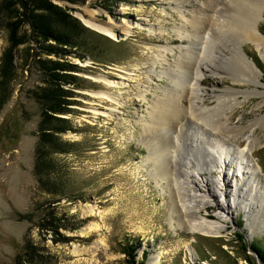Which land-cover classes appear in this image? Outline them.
<instances>
[{"label":"rangeland","instance_id":"rangeland-1","mask_svg":"<svg viewBox=\"0 0 264 264\" xmlns=\"http://www.w3.org/2000/svg\"><path fill=\"white\" fill-rule=\"evenodd\" d=\"M25 2L0 0V264H16L26 242L37 247L34 258L38 264H130L127 246L137 244L138 262L143 261L145 251L149 252L145 264H260L258 255L246 252L238 235H245L246 246L256 242L264 247V230L256 225L250 234L244 212L232 210L231 221L217 237L188 233L183 227L185 218L183 223L176 216L171 224L174 187L167 186L168 180L159 187L150 176L152 163H146L150 152L142 124L149 122L147 115L150 105L156 104L155 98L174 87L168 76L160 75L173 72L176 77L175 62L187 58L189 50L199 49L194 43L199 45L202 37L203 43L209 40L206 33L210 30L203 29L197 41L191 21L202 17L203 23H208L211 0H49L88 30L81 36L82 48L59 44L51 37L46 40L33 27ZM233 3H215L222 20L234 15ZM90 19L101 25L112 22L116 37L90 27L85 22ZM179 30L184 31V39ZM259 30L264 35V15ZM233 37H215V58L211 61L202 62L200 56L206 79L199 88V98L211 110L202 115L211 117L218 102L210 91L214 89L219 95L230 90L240 93L238 100L244 103L228 111L227 124L246 130L228 133L224 139L231 147L242 148L252 134L250 124L264 117V87L259 88L262 94H249L246 99L244 93L255 87L233 81L240 69L231 54L235 50ZM243 47L250 62L261 70L264 84V62L251 43ZM166 49L174 52L156 64V74L152 73L155 58ZM194 52L196 55L197 50ZM56 62L68 69L58 70L59 80L53 78L51 84ZM208 66L217 74L210 73ZM67 75L73 76L72 84L63 83L69 79ZM50 86L69 93L61 99L69 113L58 115L67 121L68 130L59 135L64 152L51 158L55 167L50 189L59 190V195L41 190L36 177L42 113L38 95ZM145 93L147 99L143 100ZM106 94L116 95L122 104L102 100ZM181 105L186 110L190 107L184 98ZM196 124L204 125L188 119L183 129L185 151L180 157L197 166L195 159L205 161L207 153L198 156V151H193L194 137L188 130ZM255 130L262 145L255 148L253 157L264 181V127ZM164 135L159 144L172 141L169 134ZM207 162L202 163L205 168ZM173 168L176 170L175 161ZM204 176L211 177L208 173ZM213 176H218L217 171ZM215 187L210 184L217 196L201 212L211 221H220L217 205L223 199ZM232 191L229 193L235 196Z\"/></svg>","mask_w":264,"mask_h":264},{"label":"bare ground","instance_id":"bare-ground-1","mask_svg":"<svg viewBox=\"0 0 264 264\" xmlns=\"http://www.w3.org/2000/svg\"><path fill=\"white\" fill-rule=\"evenodd\" d=\"M211 2L214 11L212 10V15L210 13L207 24L203 23L202 17H199L196 21L194 20V22L191 21L196 30L195 38L197 37V41L200 40L201 36L199 30L203 29L210 30L209 33H206L209 40L203 43L204 38L202 37L199 45L198 42L194 43L195 46H199V49L189 50L187 58L181 57L175 62L174 68L178 74L176 77L173 72L171 74L170 72H164L163 75H160L161 77L159 76L160 78L168 76L174 87L169 88L163 97L155 98L156 104L149 107L150 111L147 115L149 122L142 124L143 132L147 138L146 146L150 152L146 163H152L150 176L156 180L159 187L162 186L161 182H164V180L170 182L167 183L168 187L170 185L171 188L174 187L172 188L174 194L171 202V224L176 216L183 223L185 218L183 227L188 233L217 237L224 232L226 225L231 221L230 212L235 210L246 214L248 231L253 235L256 225L264 230V181L261 168L253 157L255 148L262 145L261 139L255 135V128L257 126L264 127V117L250 124L248 129L252 130V134L247 136L246 146L233 148L234 146L231 147L229 140L224 139V136L231 132L236 134L246 130V127L233 128V130L227 124L230 119L228 111L233 112L244 103L238 100L240 93L230 90L224 95H219L214 89L210 91L211 98L216 99L218 106L214 114L212 112V116L209 117L207 114L202 115L203 111L211 113V110L205 108L203 105L204 100L199 98L201 92L199 88L206 79L201 63L215 58L216 45L214 46V44H217L215 37L222 35L225 38L227 35H234L235 42L232 48L235 50L231 54L233 55V62H236L235 64L240 69L233 76V81L255 87L252 92L244 93L246 99L249 98V94H262L259 92L260 86L264 87L261 82L262 72L254 65V62V64L250 62L243 45L251 43L264 62V35L259 30L264 15V0H233V5L236 7L232 10L234 15L229 14L223 20L221 19V12H218L220 8L215 5V3L219 4L220 0H211ZM178 9H180L179 12L182 18H185L183 7L179 6ZM85 22L90 27L108 36L116 37L112 22L109 25H101L92 19L85 20ZM211 31L215 32L212 33ZM183 32L179 30L181 38L184 36ZM222 47L230 48L227 45ZM194 50H197L196 55ZM229 51L232 50L229 49ZM169 52L174 51L166 49L163 54L159 53V56L154 60L153 67L166 61ZM201 55L203 56L202 62H200ZM225 59L230 60L227 57ZM208 68L210 73L217 74L210 66ZM152 73L156 74V67L152 70ZM205 93L208 94L206 91ZM146 95L147 93L143 94L141 98L146 100ZM100 98L119 106L122 104L114 94L102 95ZM183 98L189 101L190 107L187 110L181 105ZM215 114L219 117L218 119ZM209 118L216 122L212 123ZM188 119L201 121L204 124L203 126L196 124L191 131L188 130L189 136L194 137L193 151L197 150L198 156L207 153V160L198 161V159H195L197 166L189 158H187V161H182L180 157L181 152L185 151L181 142L185 134L183 129L187 126ZM162 133L166 136L169 134L172 141H168L167 144L163 142L159 144L157 141L164 138ZM174 161L176 170L173 168ZM203 162H207L204 163L207 168L202 165ZM159 163L161 167L157 165ZM177 167H179V170ZM214 171H217V177L213 176ZM204 173H208L211 177L204 176ZM211 183L216 186L215 188L221 193L223 199L222 203L217 205L221 211L218 215L220 221H211L204 217L201 212V208H207L212 202L210 199L217 196L210 189ZM232 188V192L236 193L235 196L229 193ZM241 194L245 199L238 198L239 195L242 197ZM189 251L195 261L196 254H194L191 247Z\"/></svg>","mask_w":264,"mask_h":264},{"label":"trees","instance_id":"trees-1","mask_svg":"<svg viewBox=\"0 0 264 264\" xmlns=\"http://www.w3.org/2000/svg\"><path fill=\"white\" fill-rule=\"evenodd\" d=\"M23 5L28 12H31L29 19L31 20L33 27L38 30L37 32L45 37L46 40L51 37L59 44L68 45L73 48H82L80 39L83 33L88 30L78 19L67 14L62 8L54 6L49 0H41V2H38L37 0H26ZM66 68L65 65L56 62V66L51 69L54 74H56L53 75L51 84L53 83V78L59 80L60 76L57 71ZM71 68L76 69L73 66ZM67 76L69 79L63 80V83L72 84L73 76ZM68 95L69 93H66L60 87L56 88L51 86L43 89V92L38 95L40 103L42 104V113L39 126V141L36 150V177L41 190L56 195H59L60 191L50 189L52 188L50 178L54 173L55 167L51 158L55 154L64 152L62 150L59 135L68 130L65 125L67 121L59 118L58 115L69 113L67 104L61 102V99L69 97ZM238 236L240 240L244 242L246 252L249 250L253 251L258 255L260 262L264 264V247L256 242L251 243L250 246H246L245 235L241 233ZM138 249V244L136 246H127L126 253L131 258V261L129 262L130 264L146 263L145 260H147L149 252L145 251L143 261L138 262ZM36 250L37 247L30 242H26L22 254H19L16 258V264H38L39 262L34 258L35 255L37 256ZM248 261L252 262L250 257H248Z\"/></svg>","mask_w":264,"mask_h":264},{"label":"water","instance_id":"water-1","mask_svg":"<svg viewBox=\"0 0 264 264\" xmlns=\"http://www.w3.org/2000/svg\"><path fill=\"white\" fill-rule=\"evenodd\" d=\"M257 259H258V261L260 260L259 258H258V256H257ZM260 262V261H259ZM261 264V263H260Z\"/></svg>","mask_w":264,"mask_h":264}]
</instances>
